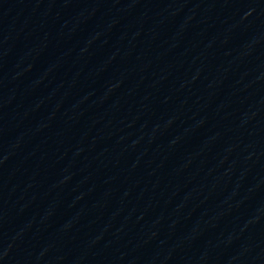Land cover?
<instances>
[{
  "label": "water",
  "instance_id": "1",
  "mask_svg": "<svg viewBox=\"0 0 264 264\" xmlns=\"http://www.w3.org/2000/svg\"><path fill=\"white\" fill-rule=\"evenodd\" d=\"M0 264H264V0H121L1 100Z\"/></svg>",
  "mask_w": 264,
  "mask_h": 264
}]
</instances>
